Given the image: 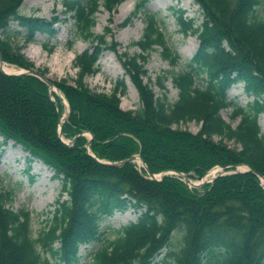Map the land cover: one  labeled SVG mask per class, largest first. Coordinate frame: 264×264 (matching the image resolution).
I'll return each instance as SVG.
<instances>
[{
  "label": "trees",
  "instance_id": "obj_1",
  "mask_svg": "<svg viewBox=\"0 0 264 264\" xmlns=\"http://www.w3.org/2000/svg\"><path fill=\"white\" fill-rule=\"evenodd\" d=\"M126 0H63L64 13L74 22L76 38L90 48L75 55L73 84L53 82L68 104L58 135L61 100L51 101L48 86L28 76H8L0 71V137L40 162L61 182L47 227L34 237L29 214L7 208L13 194L1 189L0 179V264H156L170 246L174 233L182 234L180 247L168 253L171 262L161 264H264V189L252 172L217 177L200 188H192L175 174L150 180L135 163L111 167L138 155L149 173H180L201 180L214 167L233 171L244 165L264 177V133L259 118L264 116V17L257 11L259 0H194L202 22L177 17L184 34L198 40V48L186 70L172 76L178 91L169 104L166 95L155 96L147 78L146 64L156 47L171 65L179 55L168 48L164 33L153 15H146L142 37L131 43L139 53L119 55L124 75L135 88L139 107L120 108L127 91L118 79L109 94L88 89L84 79L98 72L105 51L117 52L120 45L107 27L102 35L93 32L95 14L102 7L112 18ZM153 0H141L120 27ZM176 1V0H172ZM24 0H0V55L4 63L31 71L22 50L35 42L37 34H55L57 18L50 21L22 15ZM16 23L20 30L11 29ZM113 25L109 20V26ZM111 42L108 43L107 37ZM20 38L22 44L14 43ZM43 47L46 49V45ZM52 52L53 47L47 49ZM44 76L46 70L37 71ZM200 76L204 87L195 86ZM149 80V78H148ZM157 85L165 89L160 78ZM242 83L253 101L240 106L228 91ZM232 108V127L220 112ZM194 122L200 130L192 134L180 124ZM90 133L89 152L85 148ZM217 137L218 141L213 138ZM232 142L239 148H230ZM132 209L136 221L114 231L112 240L102 239L100 224L114 213ZM104 240V241H103ZM102 244L80 255L81 246Z\"/></svg>",
  "mask_w": 264,
  "mask_h": 264
},
{
  "label": "rangeland",
  "instance_id": "obj_2",
  "mask_svg": "<svg viewBox=\"0 0 264 264\" xmlns=\"http://www.w3.org/2000/svg\"><path fill=\"white\" fill-rule=\"evenodd\" d=\"M141 0H126L120 4L111 18L109 14L104 11L102 7L99 8L95 14V27L93 32L97 35H102L107 27L113 31V40L117 42V52L105 51L98 60V72L84 79V83L88 89L96 93L109 94L116 81L124 78L127 86V91L121 97L120 108L123 111H135L139 107L138 94L129 81L128 77L124 75V70L119 60V55L126 53L132 56L139 53L138 49L131 47V43L138 41L146 26V15H153L157 21V26L166 37L167 46L170 50L175 51L179 58L177 63L171 65L169 61L164 60L161 56V49L156 47L151 53L148 63L145 66L147 71V78H144L145 83H149L156 97L160 98L166 95L169 104L174 103L178 97V91L172 85V76L174 74L184 72L186 64L191 60L198 48V40L192 34H184L181 26L177 22V17L182 12V18L186 21L193 20L195 27L202 22L201 12L194 0H153L150 1L144 10L133 16L131 22L122 28L120 25L130 18L134 12L135 6ZM260 5L257 7L259 14L264 17V0H259ZM22 15L43 18L50 21L57 18L58 22L55 24V34L48 37L45 34H37L35 42L27 44L22 50L24 57L34 65L31 71L46 70V76L52 82L60 80H68L69 84H73L76 78V69L73 68L72 63L76 54L90 48L88 42L82 41L75 36L74 22L70 14H65L63 0H24L19 9ZM125 13V14H124ZM109 20H112L113 25L109 26ZM11 29L20 30L16 23H11ZM108 43L111 42L110 36L107 37ZM14 43L22 44L20 38L13 39ZM46 45V49L43 45ZM53 47L52 52L47 49ZM11 66L18 69L14 65L4 63V65ZM202 77L196 79L195 86L199 88L204 87ZM149 78V80H148ZM157 78L164 85L165 89H161L157 85ZM56 88V87H55ZM56 92L50 97L51 101H55L54 96H57L61 102V117L62 123L67 119L69 108L63 95L56 88ZM49 92V88H48ZM228 98L233 100L240 106H246L253 101V97L248 96L242 83L234 85L227 94ZM232 108L224 109L220 112L222 119L235 127L239 119L231 120L230 115ZM61 123V126H62ZM259 125L261 131L264 133V116L259 118ZM180 130H187L192 134H196L200 130V124L188 122L180 124ZM85 138L89 141V134L84 133ZM63 142H70L63 139ZM218 141L217 137L213 138ZM87 141V142H88ZM230 148H239L232 142L225 141ZM137 168H141L140 164L135 163ZM215 168V167H214ZM211 169L210 174L205 177L209 180L212 176L220 174L222 168ZM245 168L243 167L242 170ZM159 175V174H158ZM156 175V176H158ZM158 178V177H157ZM0 179L1 189L13 194V199L7 204V208L14 212L23 210L29 214L30 228L35 237L36 234L44 227H47V222L52 218L55 209V203L60 198L61 201L67 200V195H61V182L53 177V172L48 170L40 162H30L28 156L20 147H16L11 142L4 143L0 137ZM158 180V179H157ZM193 183H198L197 180H191ZM264 189V181H260ZM138 213L129 209L122 213H114L111 217L101 222L100 227L104 231L102 239L112 240L114 238V231L120 229L127 224L136 221ZM104 241V240H103ZM100 243L81 246L80 255L85 256L87 253L96 250ZM182 242V234L174 233L170 240V246L167 247L156 258V264H161L162 261L171 262L172 258L168 257V253L176 251ZM88 259L85 258L81 264H87Z\"/></svg>",
  "mask_w": 264,
  "mask_h": 264
},
{
  "label": "water",
  "instance_id": "obj_3",
  "mask_svg": "<svg viewBox=\"0 0 264 264\" xmlns=\"http://www.w3.org/2000/svg\"><path fill=\"white\" fill-rule=\"evenodd\" d=\"M3 64H4V62L2 61V58H1V55H0V71L3 74L8 75V76H21V75L33 76V77L39 79L41 82H43L44 84H46L48 86V88H49V96L50 97H51V95L53 93L56 92L55 91L56 88H55L53 82L46 75L42 76V75H40V74H38L36 72L27 71V70H19V71H16L14 73H7V72H5L3 70ZM61 123H62L61 117H59L58 118V135H59L60 139H61V136H62L61 135ZM89 137H90L89 141L85 145V148L87 149V152H89V145H90L91 140L93 139V136L91 134H89ZM63 143L65 145H72L73 141L63 142ZM137 161H140V164H141L140 167L147 172L150 180H157L158 179V181H160V180H162L163 176H165L167 174H175L177 176L182 177L183 181L186 182L187 185L189 187H192V188H200L205 183L213 182L217 177H220V176H225V175H230V174H239V173H244V172H252L260 179V181H264V177L263 176L259 175L258 173L254 172V171H251L247 166H244V165L236 167V169H234L233 171H225L224 169H222L220 174H218L216 176H212L208 181L205 180V177H204L198 183H193L190 179H188L186 176H184L183 174H180V173L165 172V173L159 174L158 176L149 173L146 165L144 164V162L142 161V159L138 155L131 156L130 158H128L126 160H123V161H120V162H115V163L101 162V163L105 164V165H108V166H111V167H121V166H123L124 164H127V163H137ZM243 167L245 168L244 170H242ZM213 169L219 170L218 167H215ZM210 172H208V174H210Z\"/></svg>",
  "mask_w": 264,
  "mask_h": 264
},
{
  "label": "bare ground",
  "instance_id": "obj_4",
  "mask_svg": "<svg viewBox=\"0 0 264 264\" xmlns=\"http://www.w3.org/2000/svg\"><path fill=\"white\" fill-rule=\"evenodd\" d=\"M125 14V13H124ZM3 70L7 73H14L16 72L15 68L11 67V66H8V65H4L3 64ZM138 164H140V161H137ZM42 165V164H41ZM141 165V164H140Z\"/></svg>",
  "mask_w": 264,
  "mask_h": 264
}]
</instances>
